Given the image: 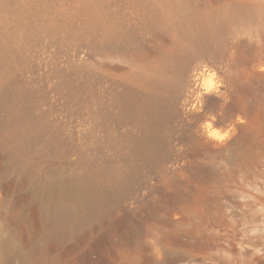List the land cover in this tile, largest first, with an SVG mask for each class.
Returning <instances> with one entry per match:
<instances>
[{
  "label": "rangeland",
  "instance_id": "obj_1",
  "mask_svg": "<svg viewBox=\"0 0 264 264\" xmlns=\"http://www.w3.org/2000/svg\"><path fill=\"white\" fill-rule=\"evenodd\" d=\"M97 1L129 35L84 0H0V264H264V0ZM186 63L190 87L154 77ZM30 111L53 131L16 148ZM87 174L101 209L59 247L50 205Z\"/></svg>",
  "mask_w": 264,
  "mask_h": 264
},
{
  "label": "bare ground",
  "instance_id": "obj_2",
  "mask_svg": "<svg viewBox=\"0 0 264 264\" xmlns=\"http://www.w3.org/2000/svg\"><path fill=\"white\" fill-rule=\"evenodd\" d=\"M84 2L85 9L84 11L79 10V13L81 14V16H84V19L87 21L89 27L93 28L98 25H103L107 29L109 34L129 35V31L123 29L114 19H107L105 17L104 9L99 1L84 0ZM166 19L170 21L173 18L170 14H168ZM223 27L224 24L219 25V23L215 22V20L208 19L207 21H205V23H202L200 25V27L198 28V34L211 35L218 32L219 29L222 31ZM166 55L175 58L176 61H180L186 57L199 58L203 55V53L194 49H187L186 47L179 46L174 51H168ZM192 70L194 71V69ZM192 70L190 64L186 63L178 72L163 68L160 69L154 77L159 81L161 85H171L180 82L183 87H190L192 76L194 78L196 77V74ZM10 93H17L23 96L28 95V91L25 88H13L12 90H10ZM148 109L151 113V119L153 123L160 122L162 115L158 104L155 102H150V104L148 105ZM30 112V115L26 116V118L21 115H16L14 117L12 133L5 139L6 142L11 143L16 148H23L29 145L28 139L31 135L42 138L44 135H47L53 131L51 125L47 124L44 118L38 117L37 115L32 113V111ZM186 113L190 112L187 111ZM209 125L210 123L208 122V130ZM197 138L200 142L204 144L207 143L203 135H199L197 136ZM150 143H152V140ZM105 178V176L99 174H87L83 180L85 182H79L80 184H77V186L73 188L74 194L80 196V203L82 204L81 207H77L76 209L71 210L68 206H66V194H61L54 200V203L50 205L52 220L57 224L52 238L54 244L59 245V247L63 246L69 236H72L75 231H78L82 226L88 224L90 222V216L94 212H97L101 209L99 203V195H102L103 191L100 190L97 182ZM70 215H73L75 218L74 231L68 224V218L70 217ZM80 236L82 235L80 234ZM78 241L79 240H77V242Z\"/></svg>",
  "mask_w": 264,
  "mask_h": 264
},
{
  "label": "water",
  "instance_id": "obj_3",
  "mask_svg": "<svg viewBox=\"0 0 264 264\" xmlns=\"http://www.w3.org/2000/svg\"><path fill=\"white\" fill-rule=\"evenodd\" d=\"M191 114H193V115H198V116H200V115H202V113L201 112H198V111H195V110H188Z\"/></svg>",
  "mask_w": 264,
  "mask_h": 264
}]
</instances>
